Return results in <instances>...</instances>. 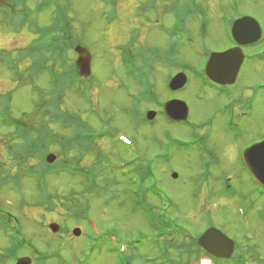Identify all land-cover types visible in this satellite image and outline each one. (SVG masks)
Instances as JSON below:
<instances>
[{"label": "rangeland", "instance_id": "obj_1", "mask_svg": "<svg viewBox=\"0 0 264 264\" xmlns=\"http://www.w3.org/2000/svg\"><path fill=\"white\" fill-rule=\"evenodd\" d=\"M4 1L8 4L12 0ZM14 1L23 2L24 5L20 4L22 12L29 14L31 18L28 19V24L15 28L14 25L6 24V15L10 11L6 8L10 7L4 5L0 9V58L17 62L16 67L6 68L0 61V95L10 93V113L13 118L38 126L42 113L38 110L39 106L34 105V101L39 100L38 104L46 113L43 104L45 99L50 98L44 96L50 88L49 79L45 72H37L36 76H31L26 68L30 65V58H25L23 52L47 26L48 11L36 12V4H40L41 0ZM115 1L116 5L113 7L103 0H66L62 3L65 5V26H68L66 31L72 39L78 38L79 45L91 54L90 75L81 81L88 87L87 96H80L75 92L76 87L82 84L74 82L72 88H63L64 92L59 96L55 109L49 108L48 111L62 110L66 120L76 114L85 131L115 129L120 135L128 136L131 141L134 139L139 150L150 159L154 172V179L148 185L152 190L147 196L148 199L156 201L160 208L165 207L191 236H198L211 224L235 241L234 257L237 254H245V264H264V213L261 210L264 206V195L259 197L253 192L248 176L240 173L235 162L237 149L234 150L247 141L258 140L264 136L263 60H248L244 56L234 81L233 88L238 90L234 91L232 96L239 97L241 103L238 106L244 105L246 108L243 113L235 114L236 118L239 117L241 131L238 139H233L231 133L235 130L228 126L232 116L218 110L226 98L218 96L214 89L201 86L191 70L193 68L200 71L202 75L205 51H222L228 45L225 29L227 20H234L237 16H251L259 22L264 31V0H194L196 9H191L184 22L176 24L185 26L187 31H180V46L173 48H168L170 39L166 33V29L171 28L173 22L172 16L169 15L170 3H164V0L158 2L159 11L155 13L141 10L140 6L149 5L148 0ZM16 9L20 10L21 7L17 6ZM20 19L19 17L18 20ZM29 24L33 29L29 28ZM129 41L136 52L138 49H142L144 53L152 50L148 61L154 55L157 58L166 57L165 60L150 59L149 82L160 100L176 97L186 104L187 121L191 128L186 124H168L157 114L151 124L135 125L133 119L138 118H131L133 114L128 113L133 106L128 92L135 94L138 89L126 76L120 58L123 54L121 44ZM170 42L173 43L174 40ZM260 48H264V39L245 49L244 53ZM76 56L77 54L69 51L66 54L67 61L70 62ZM179 69L186 74L187 82L183 88L170 94L166 89L165 80L168 76L175 75ZM24 73L28 74V77ZM41 93H44L43 96H40ZM144 108L156 111L153 105L140 103L138 110ZM209 118L213 120L210 121ZM43 120L46 121L49 128L47 133L50 135L69 134L70 128L64 129L59 121H50L46 116ZM203 123L208 127L204 125L197 128V125L202 126ZM8 130L9 128L3 127L0 119V161L6 163L7 171L12 174L15 171L9 169H16L17 164L8 161ZM168 135L174 140L166 141ZM198 136L204 138L202 145L195 140ZM164 141L169 155L167 161L156 156ZM96 143L92 148L94 157L88 154L80 155L82 164L95 163L100 153L104 156L105 164H113L119 161L121 156L129 157L132 153L127 146L112 142L111 139L101 138ZM232 148L234 149L231 151ZM50 149L55 159L61 158L54 145L50 146ZM173 172L177 174L176 178H172ZM222 175L229 181L233 191L231 194L221 192ZM51 176L53 177H48L43 185L28 176L22 177L23 180L16 184L0 185V202L6 208L9 207L18 223H22L21 230L15 228L13 222H8L10 227L7 226V230L0 229V264H13V255L9 254L7 249L13 246V240L18 244V238L26 240L27 247L34 245L39 251V256L45 257L41 264H58L52 257L56 253L67 264H128V261H131L130 264H157L161 260L158 259L159 251L149 247L148 243L146 247L145 241L141 239L153 238L146 218L140 211L135 212L128 201L112 198L114 195L109 203H105L101 197L87 196L89 204L85 205L90 212V223H69V234L62 233L63 236H58L57 234L62 232V217L59 218L58 214L52 212L46 213L32 204L37 205L46 192L62 198L72 188L78 190V187L75 186V178L65 172ZM15 185L20 187L16 188ZM109 185L111 189L120 188L118 191L127 187L126 183L118 178H113ZM36 187L42 192H37ZM119 197L122 199L124 194L119 193ZM50 222L58 223V233L49 230ZM73 227L79 229L77 236L71 233ZM99 228L106 233L115 234L117 239L127 245L136 241L135 246H128L124 254L118 255L110 251L107 243L95 237ZM21 249L26 248L22 246ZM250 250L257 255L254 259L250 256ZM19 252L29 255L26 250ZM204 261L203 258L191 259L190 264H217L210 260ZM31 264L40 263L35 259Z\"/></svg>", "mask_w": 264, "mask_h": 264}, {"label": "trees", "instance_id": "obj_2", "mask_svg": "<svg viewBox=\"0 0 264 264\" xmlns=\"http://www.w3.org/2000/svg\"><path fill=\"white\" fill-rule=\"evenodd\" d=\"M66 0H51L52 2V14L50 22L42 30V32L32 40L30 46L26 47V50L23 52L25 58H30V65L28 68L31 76H36L37 72H47L49 76V85L50 88L46 94L41 93L40 96L48 98L45 99V104H43L44 111L42 107L38 104L40 101H34L35 106H39V111L42 113L40 116V124L38 126H33L27 122H23L20 119H14L12 121V115L10 113V93L5 95H0V119L8 118V121H3V124L10 129L6 133V147L9 158V163L15 162L17 168H10L9 171L13 170L14 173H9L7 171V165L4 161H0V185L2 184H13L21 182L22 177L28 176L33 177L38 181L40 185L45 183V180L48 177H53L51 175H59L60 173H67L70 176L74 177L76 182L75 186L78 187V190L72 188V190L59 198L54 194L49 192L45 193V196L41 197V200L37 203V206L42 208L47 212H52L58 214L59 218L62 220V232L68 231L69 223L86 221L90 212L86 207V203L89 204L87 196H96L101 197L105 203H109L111 196L115 199L123 200V202L128 201L135 212H139L146 218L147 225L149 230L153 234V238H141L143 242L145 241L146 247L147 243L149 247L159 251L158 259H161L157 264H190L191 259H198L199 256L205 254L200 247L197 246L194 237H190L185 230V234L182 231V225H179L178 222L167 212L165 207L160 208L156 201L153 199H148V194H151V186H148L154 179V172L151 167L150 159L137 158L133 161H125L124 158H121V161H124L125 164L123 167L118 168H106L102 166V159L104 156L100 155L97 157L96 162L88 165L86 167L81 166V156L84 154L92 155V148L96 145L90 144L85 135L86 131L81 127V123L78 117L70 116L69 120H66V115L62 114V110L49 112V108L53 110L56 107L57 100L61 93H63V88L74 86V82L77 79L76 68L73 65V62H68L66 54L73 48V46L79 43L78 39H72L70 33L66 31L68 26L67 21L65 20V5L62 3ZM68 2V0H67ZM155 2H162V0H153L150 3L154 4ZM19 1H11V9L6 15V24L14 25L16 28L24 26L25 23L28 24V19L31 16L27 13H23V8L20 10L16 9L20 5ZM164 3H170V10L174 11V17L179 22H184V19L191 13V9H196L194 0H164ZM2 5L0 4V9ZM47 0H42L40 4L36 6V12H40L44 9H48ZM199 10V7H198ZM21 11V13H18ZM21 18L18 20V18ZM178 26V25H177ZM205 26L204 24L202 25ZM179 29L184 32L187 31L185 26H178ZM29 28H32V25L29 24ZM169 38V37H168ZM170 41L174 40L173 43L169 41L168 48H173L175 46H180V40L170 36ZM152 50L144 53L142 49H138L137 52H134L130 57L124 56L123 61L127 69L130 65L136 67V70L141 74V76H146L147 72L150 70V59H166V57H150L149 61L147 60L149 53ZM169 52V51H168ZM16 58V57H15ZM142 62V70L138 67V60ZM0 61L4 63L6 68L12 66L13 61H9L5 58H0ZM19 61V60H17ZM51 61V63H47ZM17 63V62H16ZM16 67V66H15ZM26 74V73H24ZM28 77V74H26ZM20 80L21 78H16ZM33 79V78H32ZM82 94H84L86 88H82ZM152 96L154 92H150ZM41 100V99H40ZM137 108V104H135ZM49 117L51 121H59L64 129L69 131V134L66 136L61 133L50 135L48 132L49 128L46 124L44 118ZM54 145L58 150V155L61 158L56 159L54 164H47L44 160V156L50 152V146ZM74 151L75 154H69V152ZM90 153V154H89ZM168 155V151L165 153ZM122 162V163H124ZM125 169V171H122ZM242 171L243 168H241ZM113 178H118L124 184L126 183V189L118 191L119 189H111L110 183ZM252 185V184H251ZM16 188L19 186L15 185ZM253 186V185H252ZM254 187V186H253ZM37 192H42L39 187H36ZM116 190V193H115ZM264 192V190H263ZM119 193L124 194V197L121 199ZM73 195V196H72ZM72 196V197H71ZM71 197V198H69ZM167 204V203H165ZM172 205L171 203H168ZM161 209L163 211H161ZM58 211V212H55ZM264 213V210L262 211ZM4 218V215L0 211V220ZM106 234L105 231H103ZM115 235V234H114ZM107 236V235H106ZM117 239V237H116ZM106 243L108 244V238L106 237ZM23 240H20L19 243H22ZM118 242L125 244V251L128 250V246L134 247L135 243L127 245L126 242L121 239H117ZM13 241V246L7 249V252L11 255L16 256L20 244L18 245ZM125 251L121 254H124ZM118 255H121L119 248L113 251ZM251 257L254 259V251H251ZM36 260L38 263H42L45 260L44 256H37ZM214 261L218 264H245L246 257L245 254H237L235 257H232L230 261H224L215 259ZM128 264L131 261L127 262Z\"/></svg>", "mask_w": 264, "mask_h": 264}, {"label": "water", "instance_id": "obj_3", "mask_svg": "<svg viewBox=\"0 0 264 264\" xmlns=\"http://www.w3.org/2000/svg\"><path fill=\"white\" fill-rule=\"evenodd\" d=\"M232 34L240 46L248 45L259 39L261 28L254 18L243 16L234 21ZM75 50L79 54L76 59L79 74L88 76L90 74V53L81 46H76ZM242 60L243 54L239 46L223 52H213L205 65V73L219 83H232L235 80ZM186 79L184 72H178L169 80L168 87L171 90L179 89L186 83ZM164 108L166 114L172 119L186 120L188 110L183 101L178 99L169 100L165 103ZM153 116V111L147 113L148 119H152ZM242 158L245 167L264 188V140L248 147L243 152ZM54 159L55 156L53 154L46 156L48 162H52ZM172 177L176 178L177 174L172 173ZM49 227L52 232H57L59 229L56 223H51ZM73 232L76 235L79 234L78 229ZM196 241L206 253L220 259L229 258L234 249L233 240L215 227L207 228L198 236ZM15 264H31V258L28 256L19 257Z\"/></svg>", "mask_w": 264, "mask_h": 264}, {"label": "flooded vegetation", "instance_id": "obj_4", "mask_svg": "<svg viewBox=\"0 0 264 264\" xmlns=\"http://www.w3.org/2000/svg\"><path fill=\"white\" fill-rule=\"evenodd\" d=\"M234 46V43L233 44H230L229 46H227L225 49H228L230 47ZM212 86L210 85H206L208 86L209 89H214L216 94L219 96L221 95L222 97H225L226 98V101L222 102L221 103V111L222 113L223 112H226L229 114V116H232V119L229 121L228 123V126L230 128H234V132H232L231 134L233 135V139H238L241 135V131H240V127H239V124H238V118H236V112H240V113H243L244 110L246 109L244 107V105L242 107L238 106L240 102V99L239 97L238 98H234V96H232V93L234 91H237L238 89H234L233 86L235 85V83H232V84H223V85H215V84H211ZM255 86V85H254ZM253 87V86H252ZM169 97V96H168ZM170 99V97L168 98ZM226 103H228V106H226ZM242 115V114H240ZM236 120V121H235ZM197 138H202L201 136H198ZM203 141H204V138H202ZM264 139V136H261L258 140H252V141H247L245 142L243 145L239 146L238 148L236 147L235 149L232 148L231 151L234 149L237 151H235V162H236V166L238 167V169L240 168L237 164V155L239 152L242 151L243 148H245L246 146L254 143V142H258L260 140ZM202 141V144L204 143ZM212 153V152H211ZM254 192V191H253Z\"/></svg>", "mask_w": 264, "mask_h": 264}]
</instances>
